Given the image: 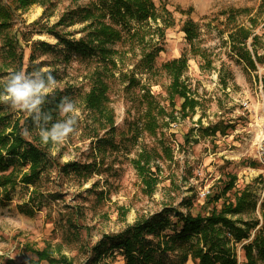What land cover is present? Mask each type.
Listing matches in <instances>:
<instances>
[{
	"label": "rangeland",
	"instance_id": "rangeland-1",
	"mask_svg": "<svg viewBox=\"0 0 264 264\" xmlns=\"http://www.w3.org/2000/svg\"><path fill=\"white\" fill-rule=\"evenodd\" d=\"M153 1L156 18L140 21L116 17L105 0H49L13 10L9 25L0 27V82L10 69L48 67L58 82L54 94L72 98L80 109L77 133L62 145H45L26 114L0 103V133L10 134L18 123L29 131L24 138L50 157L34 184L8 187L9 200L0 204V264H49L37 256L44 249L55 264H89L105 235L163 210L185 211L186 201L195 208L209 202L228 175L237 177L236 191L248 188L257 202L235 219L251 225L261 219L264 64L251 69L230 33L245 26L264 35V0ZM0 4L15 7L12 0ZM231 10L241 11L234 20ZM188 20L195 27L193 45L183 32ZM101 25L121 37L104 41ZM7 38L16 42L15 55ZM238 48L254 59L251 41ZM258 52L264 54V40ZM180 58L188 65L181 82L199 102L185 118L184 100L173 97V78L164 68ZM99 82L108 89L113 127L85 102ZM215 125L231 127L207 135L205 128ZM141 156H149L144 172L137 167ZM70 163L79 169L65 167ZM17 170L21 176L29 165L17 163ZM260 231L261 225L236 244L239 264H246L243 247ZM147 242L155 246L156 239ZM103 263L123 264V256L108 253Z\"/></svg>",
	"mask_w": 264,
	"mask_h": 264
},
{
	"label": "trees",
	"instance_id": "trees-1",
	"mask_svg": "<svg viewBox=\"0 0 264 264\" xmlns=\"http://www.w3.org/2000/svg\"><path fill=\"white\" fill-rule=\"evenodd\" d=\"M105 1L109 2L111 10L117 15L116 17L125 18L126 15H129L140 21L156 18L153 0ZM12 2L15 5L14 9L11 5L0 4V27L2 28L9 25L13 18V10H26L33 5L45 6L49 0H12ZM240 12V10H231L230 20H234L235 14ZM252 23L255 24V21L252 20ZM183 32L188 43L193 45L196 39L194 23L190 20L186 21ZM98 33V37L102 36L104 41L121 37L119 31L107 25H101L98 28ZM230 38L236 48L243 51L242 59H245L251 69H256V63L264 64V54L261 55L258 52L264 35L254 34L245 26H234ZM248 41H251L254 59L250 51L245 50V48H238L245 47ZM6 44L9 46L10 53L15 55L16 42L7 38ZM148 57L149 60L152 59L150 55ZM210 64L211 62H208V65ZM187 67V59L185 58L164 65V68L170 72L173 78L171 85L173 97L180 96L184 100L180 109L182 118L187 116L189 110L194 112L199 105V102L188 94L187 88L181 82ZM107 90L106 84L99 82L87 94L85 102L89 109L98 111L102 116H105L107 123L113 127L115 124L114 114L106 108ZM54 95L56 97L55 102L46 104L45 110L53 109L54 104L59 103L60 97H63L60 93ZM58 116V112L54 111V121L58 119ZM27 119L31 129L35 130L31 119L29 117ZM230 127L226 125L222 129L215 125L205 128V131L207 135L225 134ZM148 158L149 156L140 157L137 163L140 171H145V166L149 164L146 162ZM17 163L28 164V172L20 176ZM49 163L50 157L47 149L40 144L27 141L21 135L18 123L15 124L10 134L0 133V189H2L0 191V204L9 200L10 189L8 187L13 189L19 183L34 184ZM67 166L79 169L74 163L67 164L65 167ZM236 182V176L228 175V179L223 183L218 193L214 195V198H210L209 202L197 204L195 208L192 201H186L187 208L185 211H178L173 208L163 210L128 226L118 234L105 235L93 248L94 256L89 264H100L108 253L113 255L115 251L123 256V264H188L189 262L193 264H239L236 244L249 239L252 231L259 225H261V231L255 234L253 242L244 246L243 250L246 264L264 262V203L260 212L261 219L257 220L255 224L251 225L242 219H235V217L248 210H255L257 207V202L248 188L236 191ZM232 192L233 199L228 196ZM223 198L221 208L218 209L216 204ZM171 213L175 214L173 218H171ZM171 233L174 235L172 236ZM151 236L156 239L155 246L147 242V238ZM168 253H171L172 258H169ZM37 256L49 264L57 262V259L47 249L37 251ZM63 260L66 262V258Z\"/></svg>",
	"mask_w": 264,
	"mask_h": 264
},
{
	"label": "clouds",
	"instance_id": "clouds-1",
	"mask_svg": "<svg viewBox=\"0 0 264 264\" xmlns=\"http://www.w3.org/2000/svg\"><path fill=\"white\" fill-rule=\"evenodd\" d=\"M57 83L48 67H34L31 72L24 68L10 69L0 82V103L26 114L45 145H62L78 131L80 109L72 98L60 97L53 109L44 108L46 104L55 102ZM54 111L62 119L54 121ZM21 135L27 137L28 129L23 128Z\"/></svg>",
	"mask_w": 264,
	"mask_h": 264
}]
</instances>
